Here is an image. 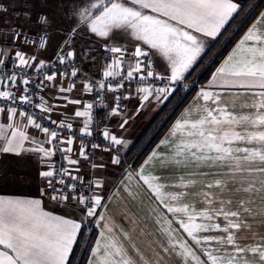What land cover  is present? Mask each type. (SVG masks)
I'll return each instance as SVG.
<instances>
[{"label":"snow or ice","instance_id":"1","mask_svg":"<svg viewBox=\"0 0 264 264\" xmlns=\"http://www.w3.org/2000/svg\"><path fill=\"white\" fill-rule=\"evenodd\" d=\"M25 7L29 10L23 14L24 19L32 21L29 27L36 31L25 32L22 27L11 25V40L0 41V117L7 120L0 122V155H35L45 169L39 173L46 182L41 196L48 195L65 206H77L82 219L44 211L40 199L0 196V264H69L73 245L89 224L99 229L89 264H164L167 256L178 257L180 264H264V236L257 239L258 234L253 233V242L245 244L239 236L241 231L252 229L247 217H264V207L254 212L248 205L255 201L242 199L238 208L232 209L231 200L223 198L229 182L235 184L237 178L239 185L233 190L250 196L264 194V12L259 13L213 74L210 88L218 90L201 87L197 104L186 108L160 141L167 153L153 150L139 168L113 173L118 177L113 188H123L135 200L136 193L131 190L135 180L137 186L146 187L157 207L162 206L171 216L154 222L162 239L155 242L159 251L151 261L136 247L129 231L117 228L107 216L104 179L93 175L86 181L79 175L81 160L88 161L93 172L107 168L103 162L93 163L95 157L89 153L97 149L111 153V165H122L117 146L126 141L113 130H101L107 142L103 146L85 142L95 131L93 109L107 108L104 94H114L105 119L121 116L119 128L123 130L145 102L167 100L204 51V41L196 34L215 39L239 15L242 6L234 0H60L58 22L66 27L55 29L64 34V42L54 59L39 58L38 50H46L57 16L35 11L37 7H47L45 0H26ZM6 11L0 4V13ZM80 26L105 41L103 51L108 63L100 79L85 77L81 81L82 93L94 95L92 103L67 95L75 90L83 75L76 65L77 50L68 43L69 36L74 41ZM113 30L127 33L140 43L132 51L123 44L111 43ZM21 45L35 51L25 52ZM153 49L167 60V75L153 69ZM80 51L89 59L94 55L89 49ZM58 75L59 86L55 83ZM63 81H68L67 87ZM156 81L161 83L157 85ZM49 85L57 88L55 100L63 101V105L50 104L40 95ZM126 85L135 86V93L126 91ZM226 96L230 99L226 100ZM132 99L137 100V107L126 112L122 102ZM237 101L240 112L234 110ZM68 105L78 106L74 111L75 118H82L78 131L73 130L72 123L51 119L56 108ZM29 128L38 130L45 139L38 141L30 136ZM77 137L79 151L73 158L72 146ZM55 156L64 161L59 167L58 161L52 160ZM154 162L161 167L181 168L184 174L176 178L177 183L165 185L160 176L150 172ZM200 166L210 171L190 170ZM192 176L228 180H206L202 185L206 190L192 194L186 191L197 183L186 180ZM168 187L176 191H166ZM214 187L221 189L219 196L211 191ZM189 196L199 199L202 207L186 202ZM261 201L264 202V195ZM155 214L153 209L152 215ZM130 223L135 225L136 220ZM129 244L139 260L129 254Z\"/></svg>","mask_w":264,"mask_h":264},{"label":"crops","instance_id":"2","mask_svg":"<svg viewBox=\"0 0 264 264\" xmlns=\"http://www.w3.org/2000/svg\"><path fill=\"white\" fill-rule=\"evenodd\" d=\"M0 1H2L5 8L7 9L6 12L0 13V41H3L5 39H7L8 41L11 40V34H10L11 25L22 27L25 32L36 31L34 27L32 28L29 27L32 21H26L23 16V14L29 10L25 7L26 0H0ZM28 2L36 3L38 2V0H28ZM59 2L60 0H45V3L47 4L46 8L41 9L37 7L35 9V11H45L50 16L52 15L57 16V22L54 23L53 25V31L49 33L50 39L48 41L46 50H38V55L39 58L41 59H53L55 57V53L58 47L64 42L63 41L64 34L55 31V29L66 27V25L58 22L59 10L57 9V4ZM234 2L239 3V0H234ZM35 11L33 13V20L35 19ZM260 12H264V7ZM258 16L259 14L257 15V17ZM255 19L251 22V24L255 21ZM246 31L247 29L243 32V34L235 42V44L232 46L229 52L217 65V67L214 69L213 73L211 74L210 79L207 82L198 86L193 97L184 106V108L175 118L173 123L169 126L167 131L163 134V136L159 139V141L155 144V146L150 150V152L146 155V157L141 161V163L136 168L140 167V165L144 162V160L153 150H158L160 152L167 153V147L164 145H160V141L168 135L172 125L175 123L177 119L181 118L182 114L184 113V110L186 108H189L190 106L197 104L196 97L201 87H204L205 89H209V90H218V89L210 88V85L213 84L212 81L213 74L216 72L217 68L221 67V65L224 64V61L232 53L233 49L236 47V45L243 37ZM80 34H81L80 32H77L74 41L73 38L69 36L68 42L72 40V46L77 50L76 64L80 68L83 75L80 77L79 80H77L75 90L67 95H69L73 99L82 98L84 103H89L91 100L90 94L82 93L81 81L85 77H101L103 68L106 65V63H108V61L105 59L106 54L103 50L98 54L92 55L90 59L87 58L80 51L82 49L80 46L81 44ZM196 35L200 36V38L204 41V51L197 58L192 68L202 57V55L206 52V50L209 48V46L214 40L211 37H204L202 36V34L199 33H197ZM111 36H112V40L110 41L111 43L123 44L125 47L129 49V51L134 50L135 44L140 43L138 41H135L129 34L121 32L120 30H113ZM99 40L101 41L99 43L104 45L105 42L104 38L100 37ZM20 47L25 52L32 53L33 51H35L33 48L27 46H20ZM143 47L145 48V50L148 49L147 45H143ZM5 51H8L7 47H5ZM12 51L14 52L15 49H12ZM151 60H152L153 69L155 71L167 75L168 62L158 51L154 49L151 50ZM188 73H186L185 76H187ZM55 83L57 86L61 84L59 75L57 76V80ZM67 84L68 81H63V85L65 87H67ZM125 90L135 93V88H129ZM41 95L44 96V98L48 100L50 104L63 105L64 103L63 101L55 100V97L58 95L57 88L52 87L51 85L45 87L41 92ZM113 95L114 94L112 93H108L107 98L110 103V107L107 111L102 112L100 114L99 132L101 133V130L104 127H108L109 129L113 130L115 134L122 137L126 141L124 145L117 146V148H120L119 154L122 157L123 160L122 162H124L126 166L125 168H133L131 163L126 162L124 160V156L131 147V145L136 140V137L139 136V134L142 132V130L150 121V119L155 115V113L161 109V107L163 106L166 100H160L159 102H157L155 99H150L149 101L145 102L143 109L139 112V114L134 116L133 119L129 120V123L125 127V129L121 130L119 128V123L122 118L121 116H113L108 119H105L106 114L109 112L112 106ZM225 99L229 100L230 98L226 96ZM123 105H125L126 112H131L133 109L137 107V100L132 99L129 101H123ZM77 107L78 106L76 105H68L67 107H63V106L58 107L51 114V119L56 120L57 122L64 121L66 123H72L74 131H78L79 126L82 124V118L74 117V111L76 110ZM234 110L237 112L241 111L239 101L236 102ZM0 122L7 123V120L3 117H0ZM27 131L30 136H35L38 141H43L45 139L43 134L39 133L38 130L34 128H29ZM158 145H160L159 149H157ZM72 147H73V154H72L73 158H77V154L79 151V141L77 138ZM110 156L111 153L104 152L98 149L96 155L97 159L94 163L103 162L104 164L107 165V168L101 171L93 172V170L89 165V162L81 160L80 162L81 172L89 176L94 175L96 177H102L105 181V186L111 184V188L106 195V197L108 198L106 202L107 216L110 217L112 223L116 225L117 228L123 227L126 231H129L132 240L135 242L136 247L140 250L143 256L148 260L154 261L156 258L155 253L159 251V248L156 246L155 242L162 239L158 234V229L154 222L157 219H164V218L170 219L171 216L170 214L166 213V210H164L162 206L157 207V204L153 201V199L149 196L148 192L146 191V187L137 186L135 180L131 182V190L136 193L135 200L130 198L128 196V193L125 192L123 188H120L119 190L113 188L112 185L117 181L118 177L111 180L110 177L107 176V174L111 173L112 169L116 167L109 163ZM42 170L45 169L41 167V164L38 162L37 157L33 154H29L27 157H19L15 155H0V196L10 197V198H21V199H40L42 201L41 207L43 208L44 211L50 212L53 215H59L65 218L75 219L77 221H80L82 219V213L77 206L75 205L65 206V204L51 200L48 195L41 196V189L46 188L45 180L42 179L41 176L39 175L40 171ZM190 170L201 171V172L210 171L208 168L204 166H200L198 168L194 167L191 168ZM150 172L153 175L160 176L162 178L161 183H164L165 185H171L177 183L176 178L184 174V170L181 168L175 167L173 165L161 167L158 162L153 163V165L150 167ZM216 178L228 180V177H213V176H209L207 178H202L199 176L186 177V180L192 179L197 181V183L190 185L186 189V191L192 194H197L202 190H206L202 188V185L203 183L206 182V180L210 181ZM238 185H239V178H237L235 184L229 182L228 186H231V188H227L223 192V198L226 200H231V204L229 205V207H231L232 209L238 208L239 201L242 199L243 200L252 199L255 201L254 204L248 205L249 207L253 208L254 212L257 211L260 207H264V202L261 201V195L264 194L257 193L250 196L249 194L244 193L243 191L237 192L233 190ZM166 191H176V189L168 187L166 188ZM211 191L216 193L218 196L221 193V189L219 187H214L213 189H211ZM186 202H192L197 207H202V205L199 203V199H193L192 196H189L188 201ZM153 209H156L155 215H152ZM132 219L136 220L135 225H132L130 223V220ZM247 219L249 223L252 225V229L251 231L245 230L239 233V236L241 237L240 242L242 244L252 243L253 233L258 234L257 239H259L260 236H264V223H262V221H264V217H261L260 215H256L255 218L250 216L247 217ZM173 227L175 228L176 225H173ZM95 229H96V235L94 242L99 237V229H97L96 227ZM94 242L92 246H94ZM74 246L75 243L73 245V248ZM128 250H129V254L133 258L139 260V257L136 255V250L133 249L130 244L128 245ZM201 258L203 259V256ZM90 259H91V251L87 258L86 264H89ZM164 264H180V259L176 256H167L164 257Z\"/></svg>","mask_w":264,"mask_h":264},{"label":"trees","instance_id":"3","mask_svg":"<svg viewBox=\"0 0 264 264\" xmlns=\"http://www.w3.org/2000/svg\"><path fill=\"white\" fill-rule=\"evenodd\" d=\"M239 4L242 6L239 15H235L222 29L187 74L184 81L178 85L176 92L165 101L161 109L150 119L125 154L124 160L131 163L133 168L141 163L195 94L196 86H191L188 91L184 92L181 84H203L210 79L220 61L262 10L264 0H239ZM95 235L94 225L89 224L84 227L69 256V264H86Z\"/></svg>","mask_w":264,"mask_h":264},{"label":"rangeland","instance_id":"4","mask_svg":"<svg viewBox=\"0 0 264 264\" xmlns=\"http://www.w3.org/2000/svg\"><path fill=\"white\" fill-rule=\"evenodd\" d=\"M0 2L2 3V1H0ZM78 32L81 33L80 34V37H81V42H80L81 44H80V46H81L82 49L92 50V51H94V54H98L99 52H102V50H103V44H100L99 43V42H101L99 40L100 37H97V36L93 35L92 33H90V31H88L85 26H80ZM68 43L72 44V40L69 41ZM199 85H201V84L191 83V84H187V85H181V88H182V90L184 92H186V91H188V89L191 86H196V89H197ZM177 88H178V86H177ZM118 151L120 153V148H118ZM122 163H123L122 166H116V167H114L112 169V172L107 174V176H109L111 180L117 178V175H113V173L119 174L122 171V169H125L126 166H125L124 162H122ZM110 188H111V184H108V185L105 186V188H104V195L105 196L109 192ZM228 188H231V186H228Z\"/></svg>","mask_w":264,"mask_h":264},{"label":"built area","instance_id":"5","mask_svg":"<svg viewBox=\"0 0 264 264\" xmlns=\"http://www.w3.org/2000/svg\"><path fill=\"white\" fill-rule=\"evenodd\" d=\"M0 4H2L1 2H0ZM4 6V5H3ZM5 7V6H4ZM21 46H24V45H21ZM54 59V58H53ZM77 65V64H76ZM78 67V66H77ZM32 73H30V75H31ZM88 78H92V79H100V77H88ZM161 82L160 81H156V84L157 85H159ZM188 83H182L181 85H187ZM129 88H135V86H132V87H129V86H127L126 85V88L125 89H129ZM40 95H41V93H40ZM107 96H108V93H105L104 94V103L105 104H107L108 105V107L107 108H101V107H96V108H94L93 109V115H94V118H95V124H94V127H95V131L93 132V136L92 137H87V138H85V142L87 143V142H95V143H97V144H100V145H105L107 142L106 141H104L103 140V138H102V135H101V133L99 132V128H100V114L102 113V112H105V111H107L108 109H109V107H110V103H109V101H108V98H107ZM90 97H91V100H90V102L89 103H92V102H94V95L93 94H90ZM123 103V102H122ZM37 112H38V110H36ZM47 115V114H46ZM44 123L45 124H47L48 122L47 121H44ZM49 127H52L51 125H48ZM74 130V129H73ZM62 135H66L65 133H62ZM77 139H78V141H79V143H80V138L79 137H77ZM98 150V149H97ZM97 150L93 153V152H90L89 153V155L90 156H94L95 157V160H93V163L96 161V159H97V157H96V155H97ZM52 160L53 161H58V163H57V167H59V164H63L64 163V161L62 160V159H60L59 158V156H55V157H53L52 158ZM66 166V165H65ZM79 175L80 176H82V177H84L85 178V180L87 181V179L90 177L89 175H86V174H84L83 172H81L80 171V173H79Z\"/></svg>","mask_w":264,"mask_h":264}]
</instances>
